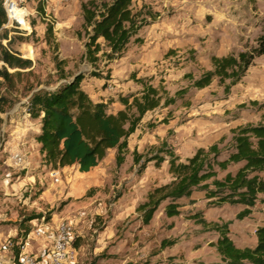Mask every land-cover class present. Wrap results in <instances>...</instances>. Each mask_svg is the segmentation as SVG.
<instances>
[{
	"label": "rangeland",
	"instance_id": "374dc122",
	"mask_svg": "<svg viewBox=\"0 0 264 264\" xmlns=\"http://www.w3.org/2000/svg\"><path fill=\"white\" fill-rule=\"evenodd\" d=\"M87 1L9 0L7 9L4 4L7 15L10 6L23 15L7 16L0 51L5 48L31 65L11 68L0 60L5 74L0 76L3 264L13 263L12 247L22 241L23 230L34 231L41 223L71 227L76 264H224L213 246L218 235L208 223H227L236 247H253L255 230L264 224L260 200L246 215L243 206H216L196 191L179 202V215L167 217L162 204L148 225L136 208L149 191L172 181L166 162L148 161L161 147L173 149L184 161L199 148L229 146L236 128L264 124V55L255 57L233 86L215 78L203 89L192 87L211 69L212 56L256 47L264 34V0H132L133 10L148 23L136 36L141 41L132 40L119 59L105 57L103 47L95 64L84 57L87 37L80 6ZM60 75H82L81 88L93 102L107 103L109 113L123 109L120 97L140 95L143 84L175 103L144 115L127 139L122 164L117 165V151L111 149L88 173L75 165L51 170L35 142L39 120L29 118L26 106L33 93L54 89ZM179 91L182 97L176 96ZM15 154L23 157L21 164L12 160ZM28 216L35 218L19 232L20 221ZM43 236H31L32 251L46 244L48 235Z\"/></svg>",
	"mask_w": 264,
	"mask_h": 264
},
{
	"label": "trees",
	"instance_id": "16d2710c",
	"mask_svg": "<svg viewBox=\"0 0 264 264\" xmlns=\"http://www.w3.org/2000/svg\"><path fill=\"white\" fill-rule=\"evenodd\" d=\"M4 3L5 0H0V30L8 22ZM80 9L87 37L84 57L91 64L98 61L97 54L103 47L108 59L121 58L132 40L134 43L141 41L136 36L148 25L144 16L133 10L132 0H89L82 3ZM46 32L50 35L52 26L47 25ZM262 55L264 34L249 52L212 56L211 69L193 81L192 87L203 89L215 78L220 82L229 81L228 87L233 86L245 75L254 58ZM0 60L11 68L25 69L31 65L29 60L21 59L5 48L0 51ZM4 75L0 71V76ZM82 81V75L71 78L60 75V83L54 89L37 91L28 99L26 114L30 119L39 120V132L35 136L38 152L51 170L75 165L80 173H88L111 149L117 151V165L122 164L127 139L144 115L161 104L167 107L175 103L174 98L165 96L159 89L143 84L140 95L120 97L123 109L109 113L107 103L93 102L84 92ZM183 93L179 91L176 96L182 97ZM152 160L157 166L167 163L172 181L149 191L137 206L136 212L144 225L150 223L162 204L167 217L179 215L182 206L179 202L190 199L196 191L203 192L216 206H243L246 215L258 200L264 204V124L236 128L229 146L223 149L217 144L207 149L199 148L182 161L173 149L163 146L148 161ZM135 161L138 163L139 157ZM232 168H235L233 172L230 171ZM242 217L243 214L238 216ZM34 218H23L19 232ZM207 226L218 235L213 246L224 264H264V224L255 230V245L245 248L234 245L227 223H208ZM29 232V228L24 229L21 237L24 239ZM19 238L18 234L16 239ZM165 245L162 242V246ZM18 253L17 244L12 247L14 261Z\"/></svg>",
	"mask_w": 264,
	"mask_h": 264
},
{
	"label": "built area",
	"instance_id": "2783aa9c",
	"mask_svg": "<svg viewBox=\"0 0 264 264\" xmlns=\"http://www.w3.org/2000/svg\"><path fill=\"white\" fill-rule=\"evenodd\" d=\"M6 16L10 18L9 15L6 14ZM12 160L21 164L24 159L21 155L15 154ZM57 174L55 171L51 173V177L56 182L58 181ZM45 234L48 235L46 236V244H42L36 252L32 251L31 236L40 239ZM18 246L17 260L13 261L12 264H76L77 261V250L73 244L72 229L63 222L56 223L54 226L49 223H41L34 231L30 230L26 237L18 243Z\"/></svg>",
	"mask_w": 264,
	"mask_h": 264
},
{
	"label": "crops",
	"instance_id": "0c3cea01",
	"mask_svg": "<svg viewBox=\"0 0 264 264\" xmlns=\"http://www.w3.org/2000/svg\"><path fill=\"white\" fill-rule=\"evenodd\" d=\"M58 173V172H57ZM3 190V189H2ZM1 223V222H0ZM1 224H0V228H1ZM13 234H15V233H13ZM14 236V235H13ZM6 238V235H5V233L3 232V230L2 229H0V264H3L4 262L2 261V255H1V251H2V249H1V247H2V241H4V239Z\"/></svg>",
	"mask_w": 264,
	"mask_h": 264
},
{
	"label": "clouds",
	"instance_id": "9594fccd",
	"mask_svg": "<svg viewBox=\"0 0 264 264\" xmlns=\"http://www.w3.org/2000/svg\"><path fill=\"white\" fill-rule=\"evenodd\" d=\"M8 2H9V0H5L6 9L8 8ZM13 3H14V0H13ZM8 11H9V16L11 18L13 16V14H15L17 12V9L15 7H13L11 9H8Z\"/></svg>",
	"mask_w": 264,
	"mask_h": 264
},
{
	"label": "bare ground",
	"instance_id": "6f19581e",
	"mask_svg": "<svg viewBox=\"0 0 264 264\" xmlns=\"http://www.w3.org/2000/svg\"><path fill=\"white\" fill-rule=\"evenodd\" d=\"M22 15V12L17 11L15 14H13L12 18H20Z\"/></svg>",
	"mask_w": 264,
	"mask_h": 264
}]
</instances>
